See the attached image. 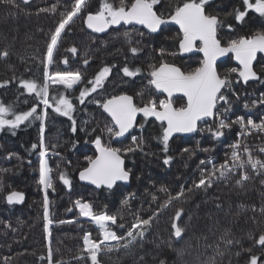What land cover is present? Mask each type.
<instances>
[{
  "label": "trees",
  "instance_id": "16d2710c",
  "mask_svg": "<svg viewBox=\"0 0 264 264\" xmlns=\"http://www.w3.org/2000/svg\"><path fill=\"white\" fill-rule=\"evenodd\" d=\"M119 6L120 0H108ZM127 2V0H125ZM239 0H213L208 11L219 14L225 20V14L231 11L232 6ZM177 0H159L154 6L158 14H165L173 9ZM18 7H10L0 4V50L7 48L10 57L0 60V82L12 81V78L23 75L25 78H35L38 83H43V69L40 63L42 53L46 51V40L50 29L58 19L60 12L70 6V0H33L28 4L16 0ZM57 5L58 11H40L51 9ZM99 6V0H90V7L95 11ZM247 23L241 26L234 19L226 20L232 23L234 30L221 29L219 36L222 41L237 38L241 35L251 34L255 30L264 29V20L258 14L250 13L246 17ZM141 28H110L103 36H94L85 29L83 19L77 18L70 26V30L63 37L54 53V63L50 66L51 71H81L87 78H92L100 67L105 65H123L125 57L131 58L128 45L123 33H133V40H140L135 30ZM179 32L173 27H164L158 35H145L140 47L142 51L132 60L133 67H141L146 74L148 66L157 63L159 57L154 49L166 48L177 54L165 57L168 63L175 64L184 71L194 69L202 59L199 55L180 58L176 37ZM77 48V53L68 51L71 47ZM67 58L68 63L62 61ZM88 59L89 64L84 65L83 60ZM254 70L264 75V60L258 58ZM235 67L231 59L218 65V70L223 73L226 69ZM28 68L30 71H25ZM122 73L117 74L113 69L109 79L105 82V88L97 99L108 98L111 94L133 95L135 102L142 106L143 101L157 99L159 94L154 89H148L143 97L137 95L141 88L146 85L144 75L136 78H123ZM233 80L236 74H232ZM134 80V82H133ZM127 81V82H126ZM54 89L64 91L62 86H53ZM79 87L75 91H67L65 95L73 99L75 107L74 118L77 121V132L71 131L72 122L47 109L49 115L46 119L45 143L48 145V163L51 168L50 175L54 181V189H48L50 219L53 221L49 226L50 238L46 239L43 220V202L45 193L39 185V154L37 149H32V144H39V121L21 125L12 135L7 129L0 131V168L9 171L0 173V181L5 185L4 193L17 190L24 194L23 204L20 206L8 205L0 200V264H48L49 243L52 249L53 264H85L83 260L74 259L82 249V237L90 232L94 239H99V229L96 225L81 217L74 201L80 199L93 205L96 213L106 212L116 215L119 223L131 225L135 222L138 213L144 218L153 215L168 201L169 195L175 196L180 185H191L193 178H198L197 166L200 160L211 157L216 163L224 159L228 145L234 141L230 131L225 130V136L220 142L214 141L207 133L183 139L177 137L170 141L169 154L174 157L169 166L163 165L162 145L153 139L160 132L159 122L147 121L143 117L138 119L144 123L145 128L137 127L132 135L143 136L145 139L143 151L129 153L122 158L125 167L132 170V177L128 186H115L112 190L105 188L91 189L80 184L77 176L79 171L87 165L85 156L95 154V147L91 143L85 144V132L80 131L86 127L88 132L96 128L95 135L102 136V142L111 143L113 147L126 148L132 144L131 136L120 141L113 142L101 131L105 126V115L94 103L80 105L74 99L78 95ZM234 90L239 94L237 102L233 101V112L230 119L237 115H252L259 122L261 110L264 106L257 105L252 108L251 102L264 93V82L244 86L235 84ZM151 93V95H150ZM25 100L28 102L25 103ZM0 102L4 105L14 104L17 111L28 110L35 101L34 94L29 96L24 90L18 89L15 82L6 87H0ZM174 106L179 107L184 100L173 99ZM249 104V109L244 104ZM39 105L38 110H42ZM263 111V110H262ZM11 118V117H9ZM108 120V118H107ZM109 121V120H108ZM87 122V123H85ZM211 124V121L208 122ZM234 131H239L233 127ZM94 138V136H93ZM237 138V136H236ZM235 138V139H236ZM252 150L254 158L264 160V153L260 148L264 147V133H252L244 139ZM184 148L193 150L194 154L182 153ZM210 148L212 151L204 152L202 149ZM14 153L11 159L8 154ZM55 153H59L56 155ZM146 153L148 155H146ZM247 159V157H245ZM63 171L72 181L71 188L63 185L59 180V173ZM252 177L245 181L243 186H238L235 181L238 176L216 181L207 191H198L187 198L173 199L172 202L158 213L151 227L145 232L143 240L137 239L127 248H105L98 254L99 264H160L163 260L166 264H210L214 259L215 264H246L248 256L241 251L242 248L253 247L252 236H258L264 232V216L260 209L264 206V184L261 180L264 176H258L248 168ZM195 174V175H194ZM164 189V190H162ZM155 197V199H154ZM129 199L127 206L122 205V200ZM217 204L220 207H217ZM253 206L255 212L252 211ZM69 208L73 210L67 211ZM178 210H182V221H177L187 231L183 239H178L170 234L172 218ZM189 217L191 219L189 220ZM255 218V222H253ZM73 221V223H59V221ZM10 225L5 227V225ZM109 227L123 236L125 229L110 224ZM230 232L229 238L239 241V244L225 245L221 240L225 231ZM114 243H110L114 245ZM182 250L183 254L178 252ZM241 251V255L236 253ZM258 246L254 247V254L260 255ZM90 264V262H88Z\"/></svg>",
  "mask_w": 264,
  "mask_h": 264
},
{
  "label": "snow or ice",
  "instance_id": "6c2138e0",
  "mask_svg": "<svg viewBox=\"0 0 264 264\" xmlns=\"http://www.w3.org/2000/svg\"><path fill=\"white\" fill-rule=\"evenodd\" d=\"M28 4L30 0H23ZM159 0H120L119 6L108 2V0H99L98 8L93 11L90 7V0H70V6L60 12V18L55 26L50 29L46 40V51L42 53L40 63L43 69V83H38L35 78L13 77L12 81L4 80L0 82V87H6L9 83L15 82L18 89L24 90L29 96L34 94L35 101L28 110L17 111L14 104L4 105L0 102V131L7 129L12 135L16 134V129L21 125L31 124L33 121H39V144H32V149H37L39 154V185L45 193L43 202V220L44 232L46 239L50 238L51 233L49 226L52 224L49 212V200L47 195L48 189H54V181L51 168L48 163V145L45 143L46 119L49 115L47 109L51 108L53 112L60 116L67 117L72 122L71 131L77 132V121L74 118V112L78 109L75 107L73 99L65 95L67 91H75L79 87L78 95L74 97L80 105L94 103L98 109L102 110L101 115L106 114L105 126L101 131L105 133L109 140L131 136L132 144L126 148L113 147L111 143L102 142L101 135H95L96 128L88 132L86 127L80 129L88 137L85 144L91 143L95 147V154L85 156L87 165L79 171V180L86 181L96 188L104 187L108 190L113 189L117 182H129L132 177V170L125 167V160L129 153L143 151L145 139L143 136L132 135V130L140 128L141 133L145 128L144 123L137 121L138 115H142L144 120L154 118L159 122L160 132L153 139L162 145L163 165L169 166L174 157L169 154L170 141L174 134L190 133H207L217 142L225 136V130L231 131L234 126L239 127L236 140L227 147L224 159L216 163L211 157L200 160L197 166L198 178H193L191 185L187 182L180 185L179 191L175 196L169 195L168 201L161 209L154 212L147 218L138 213L135 215V222L131 225L119 223L117 216L93 211V205L89 202L77 199L74 201L75 208L78 209L81 217H86L95 224L99 229V239H94L90 232H85L82 237V249L74 257L78 262L83 260L85 264H99L98 254L105 248L119 249L127 248L138 238L143 240L145 232L151 227L153 221L158 218V213L163 211L173 199L187 198L198 191H207L216 181L228 179L232 176H238L235 183L243 186L245 181L252 177L248 173V168L258 176H264V160L254 158L252 150L247 143H244L245 137L252 133H264V115H261L259 122L252 115H237L235 119H230L229 114L233 112V101L231 96L236 97L238 102L239 94L234 90L235 84L243 81L247 84L249 81L264 82V75L258 74L254 70L253 61L257 58V53H264V29L255 30L251 34L241 35L237 38L222 41L219 32L227 28L229 31L234 30L232 23H226V20L234 19L235 22L243 26L247 23L246 17L250 13L258 14L259 18L264 20V0H239L232 6L231 11L225 14V20H222L219 14H212L208 11L213 0H177L173 9L167 15L158 14L154 11V6ZM0 4L10 7H18L16 0H0ZM58 11L57 5L51 9H40V11ZM77 18L83 19V23L93 33H106L110 28L117 25H140L147 31L139 29L135 33L140 36V40H133V33L125 31L123 37L128 45V51L131 58L125 57L123 65H105L95 72L92 78H87L81 71H51L50 66L54 63V53L57 52L61 40L70 30V26ZM173 23L179 26V34L176 37V44L179 53H202V59L199 65L192 70L184 71L175 64L168 63L165 59L168 55H176L164 47L154 49L159 60L157 63L150 64L144 73L141 67H133L131 61L136 59L137 54L142 51L139 46L145 35L157 34L162 30V26ZM69 52L76 54L77 48L71 47ZM232 54V58L237 62L239 67H231L221 73L218 70L217 61L220 57ZM10 57V51L7 48L0 50V60H7ZM63 63L67 64L65 58ZM84 65L89 64L88 59L83 60ZM113 69L117 74L122 73L121 79L136 78L144 75L146 85L141 88L137 95L143 97L148 89H154L157 93L166 94L165 99H155L143 101L142 106L136 104L135 97L130 94L121 92L120 94H111L108 98L97 99L93 94L99 93L105 88V82L109 79ZM25 71H30L26 68ZM232 74H236L233 80ZM127 82V81H126ZM134 82V80H133ZM53 86H62L64 91L54 89ZM174 94H181L184 103L181 106H174ZM151 95V93H150ZM28 101L25 100V103ZM39 105H43L42 110H38ZM257 105L264 106V93L251 102V107ZM245 109H249V104H244ZM250 111V109H249ZM11 117V118H9ZM110 118V121L107 120ZM211 120V124L208 121ZM87 123V122H85ZM203 123L205 127L199 125ZM127 134V135H126ZM94 136V138H93ZM204 152H210L212 149L204 148ZM264 153V147L260 148ZM182 153L194 154L193 150L184 148ZM59 155V153H55ZM14 153L8 154V159L14 156ZM146 155H148L146 153ZM247 157V159H245ZM8 169L0 168V173L7 172ZM195 175V174H194ZM59 180L63 185L71 188L72 181L68 175L61 171ZM264 184V179L261 180ZM5 185L0 181V194L4 193ZM164 190V189H162ZM155 199V197H154ZM0 200L5 201L8 205L19 204L24 200V194L17 190L8 191L6 195H0ZM122 205L127 206L129 199L122 200ZM219 208L220 205L217 204ZM69 208L67 211L71 212ZM252 211L255 212L253 206ZM260 213L264 216V206L261 207ZM191 217H189V220ZM182 210H178L172 218L170 234L178 239H183V234L187 231L177 221H182ZM73 223V221L61 220L59 223ZM255 222V218H253ZM109 223L125 229L123 236L118 235L109 227ZM10 225H5L9 227ZM230 232L225 231L221 240L225 245L239 244V241L229 238ZM253 241V247L242 248L241 251L246 253L248 259L246 264H264V232L258 236L250 237ZM115 242L110 246L109 242ZM258 246L261 250L260 255L254 254V247ZM241 251L236 254L241 255ZM179 255L183 252L180 250ZM48 264H53L52 249L49 243ZM8 264V259H5ZM62 264V262H61ZM160 264H166L161 260ZM210 264H215L213 259Z\"/></svg>",
  "mask_w": 264,
  "mask_h": 264
},
{
  "label": "water",
  "instance_id": "95a60500",
  "mask_svg": "<svg viewBox=\"0 0 264 264\" xmlns=\"http://www.w3.org/2000/svg\"><path fill=\"white\" fill-rule=\"evenodd\" d=\"M21 2H23V0H20ZM31 1H33V0H30V2ZM24 3V2H23ZM84 26H85V29H86V31L88 32V33H90V34H92V35H94V36H100V37H103V36H105L108 32H109V30L106 32V33H93L90 29H88L87 27H86V25L84 24ZM121 27H124V28H133V27H135V28H141V29H143L142 28V26H140V25H117V26H113L112 28H114V29H117V28H121ZM164 27H173V28H175L178 32H179V26L178 25H175V24H173V23H168V24H166V25H163L162 26V28H164ZM145 32L147 31L146 29H143ZM160 32V31H159ZM159 32L157 33V34H151V35H158L159 34ZM178 54H179V56H180V58H182V59H184V58H187V57H191V56H194V55H199L201 58H202V53H197V52H191V53H183V54H181V53H179V50H178ZM260 57H262V59L264 60V53H257V58H256V60H254L253 61V64H254V67L256 66V64H257V60H258V58H260ZM231 59V62L234 64V66H236V67H239V65L237 64V62L232 58V54H228L227 56H225V57H220L219 59H218V61H217V65H220V64H223L224 62H226L227 61V59ZM258 81H249L247 84H244V82L243 81H240V83L242 84V85H244V86H248V85H250V84H256ZM158 94H160L162 97H165L166 98V94H163V93H158ZM175 98H181V99H183L182 98V95L181 94H174V96H173V99H175ZM184 100V99H183ZM101 112H102V110H101ZM105 116H106V114H104ZM140 117H143L142 115H138V117H137V121H138V119L140 118ZM151 121H154V118H149ZM108 120L110 121V118H108ZM209 121H211V120H209ZM134 130H136V128L134 129ZM134 130H132V134H133V131ZM196 134H197V132L196 133H190V134H181V133H177V134H174V137L172 138V140H174V139H176L177 137H180V138H183V139H187V138H192V137H194V136H196ZM127 135V134H126ZM129 136H127V138H128ZM124 139H126L125 137H121V138H116V139H113V142H120V141H122V140H124ZM77 178H78V180H79V174H78V176H77ZM79 182H80V184H82V185H84V186H86V187H89V188H93V189H97V190H99V189H101V188H104V187H101V188H96V186L95 185H92V184H90V183H88V182H86V181H80L79 180ZM130 182V181H129ZM129 182H127V183H125V182H117V185H115V186H128L129 185ZM114 186V187H115ZM106 189V188H105ZM112 190V189H111ZM24 201V200H23ZM23 201L21 202V203H19V204H13V206H20V205H22L23 204Z\"/></svg>",
  "mask_w": 264,
  "mask_h": 264
},
{
  "label": "bare ground",
  "instance_id": "6f19581e",
  "mask_svg": "<svg viewBox=\"0 0 264 264\" xmlns=\"http://www.w3.org/2000/svg\"><path fill=\"white\" fill-rule=\"evenodd\" d=\"M240 84H241V83H240ZM262 110H263V111H262ZM262 110H261V112H262L261 114H264V107L262 108ZM252 117H253V116H252ZM253 118H254V117H253ZM199 126L202 127L201 124H200ZM233 129H234V128H233ZM233 129L230 131V134H232L231 139H232L233 141H235V140H236V139H235V138H236V132H235ZM226 131H229V130H226ZM198 133H199V132H197L196 135H198Z\"/></svg>",
  "mask_w": 264,
  "mask_h": 264
},
{
  "label": "rangeland",
  "instance_id": "374dc122",
  "mask_svg": "<svg viewBox=\"0 0 264 264\" xmlns=\"http://www.w3.org/2000/svg\"><path fill=\"white\" fill-rule=\"evenodd\" d=\"M255 68V67H254ZM162 96L159 94V97L157 98V99H155L156 101H159V99L161 98ZM235 128L236 129H238L239 127L238 126H235ZM86 218V217H85ZM111 223H109V225H110ZM95 225V224H94ZM109 243H114V241L113 242H109Z\"/></svg>",
  "mask_w": 264,
  "mask_h": 264
},
{
  "label": "built area",
  "instance_id": "2783aa9c",
  "mask_svg": "<svg viewBox=\"0 0 264 264\" xmlns=\"http://www.w3.org/2000/svg\"><path fill=\"white\" fill-rule=\"evenodd\" d=\"M160 99H165V98H160ZM156 102L158 103V101H156ZM203 127H205V124H203L201 128H203Z\"/></svg>",
  "mask_w": 264,
  "mask_h": 264
}]
</instances>
